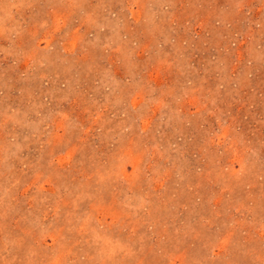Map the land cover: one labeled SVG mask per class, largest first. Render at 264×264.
<instances>
[{
    "label": "rangeland",
    "instance_id": "1",
    "mask_svg": "<svg viewBox=\"0 0 264 264\" xmlns=\"http://www.w3.org/2000/svg\"><path fill=\"white\" fill-rule=\"evenodd\" d=\"M0 264H264V0H0Z\"/></svg>",
    "mask_w": 264,
    "mask_h": 264
}]
</instances>
